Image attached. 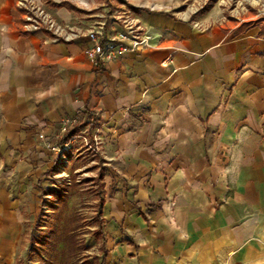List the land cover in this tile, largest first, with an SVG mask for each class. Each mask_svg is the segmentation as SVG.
Returning a JSON list of instances; mask_svg holds the SVG:
<instances>
[{"label":"crops","instance_id":"0c3cea01","mask_svg":"<svg viewBox=\"0 0 264 264\" xmlns=\"http://www.w3.org/2000/svg\"><path fill=\"white\" fill-rule=\"evenodd\" d=\"M213 14H144L156 46L97 65L0 0V264L22 257L30 189L59 162L38 136L65 146L64 117L101 138L104 264H264V31Z\"/></svg>","mask_w":264,"mask_h":264},{"label":"rangeland","instance_id":"374dc122","mask_svg":"<svg viewBox=\"0 0 264 264\" xmlns=\"http://www.w3.org/2000/svg\"><path fill=\"white\" fill-rule=\"evenodd\" d=\"M15 6L22 14L24 31V24L39 19L40 10L59 25L83 29L102 23L109 28L117 14L137 19L143 27L141 16L153 12L183 19L214 13L219 21L264 31V0H15ZM52 10H64L71 19L62 21ZM57 144L61 145V138ZM65 147L61 154L54 153L59 162L55 171L41 177V188L36 183L30 189L35 194L24 210V251L18 264H104L111 250H105L112 242L101 231L107 195L99 176L104 170L90 131L82 129ZM51 190L65 195V200L52 197ZM121 239L117 243L121 247L132 243L125 234Z\"/></svg>","mask_w":264,"mask_h":264},{"label":"built area","instance_id":"2783aa9c","mask_svg":"<svg viewBox=\"0 0 264 264\" xmlns=\"http://www.w3.org/2000/svg\"><path fill=\"white\" fill-rule=\"evenodd\" d=\"M39 16L38 20H32L24 24L25 26L23 27L26 32L44 34L46 36L45 40L55 42L73 43L85 41L88 45L85 51L86 58L97 65L114 61L140 48H153L160 37L158 34H150L140 25L139 20L132 19L126 14H117L111 21L113 24L109 28H106L104 23H102L97 25L98 27L94 26L89 29H83L74 24L59 25L48 14H44L42 10H40ZM114 25L117 27H114ZM94 117L93 114H90V121ZM78 122L77 118H62L56 138H61ZM97 132L92 135L96 153L99 152L101 143V138ZM38 140L55 154H61L66 148V145L62 148L50 146L45 142L43 135H39ZM95 149L92 150L94 151ZM60 159L64 160L65 158L60 157Z\"/></svg>","mask_w":264,"mask_h":264},{"label":"trees","instance_id":"16d2710c","mask_svg":"<svg viewBox=\"0 0 264 264\" xmlns=\"http://www.w3.org/2000/svg\"><path fill=\"white\" fill-rule=\"evenodd\" d=\"M85 126V124L81 125H76L72 129H70L62 138L61 144L67 143L69 140H71L73 137L78 135V132ZM50 195L59 201H64L65 200V195L60 193L59 191L56 190H51L49 191Z\"/></svg>","mask_w":264,"mask_h":264}]
</instances>
